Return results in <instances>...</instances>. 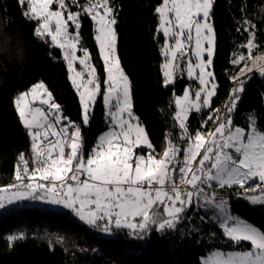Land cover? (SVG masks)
Wrapping results in <instances>:
<instances>
[{"label": "snow or ice", "instance_id": "1", "mask_svg": "<svg viewBox=\"0 0 264 264\" xmlns=\"http://www.w3.org/2000/svg\"><path fill=\"white\" fill-rule=\"evenodd\" d=\"M18 4L26 5L25 18L38 22L34 36L42 42L50 38V45L62 50L81 114L80 123L65 116L43 81L14 99L30 138V155L18 154L15 183L0 187V209L19 200H46L103 233L127 229L140 236L153 228L176 230L189 219V210L199 207L212 212L210 218L223 236L241 249L210 251L201 264H264V230L231 214L228 201L218 198L216 191L235 188L252 205L264 206V126H258L254 111L247 114L245 126L234 124L247 83L241 77L253 69L264 77V57L251 58L254 26L248 24L245 53L237 52L231 60L233 66H242L229 77L232 87L226 101L213 108L219 88L212 67L215 0H162L155 7L157 30L164 37L163 86L175 84L177 73L197 82L175 97L177 142L168 138L157 152L133 111L132 83L118 53V9L113 0H18ZM82 17L94 24L103 91L91 52L82 44ZM98 99L107 110V130L86 153L81 125L90 124ZM205 109L210 112L200 127L209 121L214 127L190 130V116ZM141 148L146 154H137ZM23 238L21 234L7 239Z\"/></svg>", "mask_w": 264, "mask_h": 264}, {"label": "trees", "instance_id": "2", "mask_svg": "<svg viewBox=\"0 0 264 264\" xmlns=\"http://www.w3.org/2000/svg\"><path fill=\"white\" fill-rule=\"evenodd\" d=\"M161 2L113 0L118 9V53L132 83L133 110L157 152L164 149L168 138L178 140L180 130L174 119L177 111L174 100L190 83L189 79L178 75L175 84L163 86L160 49L164 37L158 33L155 12ZM24 10L26 5L22 7L18 0H0V18L7 17L10 21L0 34V48L7 47L12 54L0 55V186L14 181L18 154L30 155V138L14 107V99L19 94L43 81L64 115L80 123L81 106L68 78L62 50L51 46L49 40L42 42L34 36L38 22L25 18ZM75 10L78 9L73 8ZM212 22L216 31L212 67L219 85L213 99V108H216L226 101L232 87L229 77L236 74V66L231 60L235 53L245 52L249 23L254 26V52L264 50V0H215ZM81 36L83 46L91 52L103 91V63L93 38L94 24L88 18L82 17ZM20 38L26 53L22 64L16 60ZM243 78L247 83L234 124L246 125L247 114L254 111L258 125L264 126V77L253 70ZM106 111L102 100L98 99L90 124L81 125L86 151L107 129ZM209 112L193 113L188 121L190 130L207 131L214 127L211 121L207 127H200ZM180 143L183 147V142ZM139 150L145 153L144 149ZM231 193L235 196L231 212L264 230V206L252 205L237 190ZM203 215V209H190L189 219L176 230L159 232L153 228L148 235L137 236L127 229H113L114 236L107 237L69 210L15 205L0 212V264H201V257L214 249L240 248L230 244L219 228L203 226ZM181 231L187 236H182ZM21 234L24 238L15 242L7 239Z\"/></svg>", "mask_w": 264, "mask_h": 264}, {"label": "rangeland", "instance_id": "3", "mask_svg": "<svg viewBox=\"0 0 264 264\" xmlns=\"http://www.w3.org/2000/svg\"><path fill=\"white\" fill-rule=\"evenodd\" d=\"M55 5L53 6V8L55 9ZM70 31H74V29L70 26V29H69ZM159 33V32H158ZM159 34H161V33H159ZM47 40H49L50 41V38H47ZM163 44H164V42L161 44V48L163 47ZM207 46V45H206ZM255 49H256V42L254 41V46H253V49H252V53H251V58H255V57H258V56H260V57H264V50H260V51H258V52H254L255 51ZM89 50V49H88ZM243 53H245V52H243ZM242 53V54H243ZM77 55H82V53L81 52H78L77 53ZM215 56V55H214ZM163 60H164V57H163ZM213 60H214V58H213ZM92 63L94 64V62H93V60H92ZM163 63V62H162ZM95 65V64H94ZM250 66V65H249ZM81 66L79 65V64H77V68L79 69ZM184 68V65L183 64H181V69H183ZM254 70V69H253ZM252 70V71H253ZM98 71V70H97ZM252 71H246L245 72V74H244V76L246 75V74H249L250 72H252ZM181 76V77H186L187 78V75H186V73L184 74V75H180L179 73H177V76ZM244 76H242L241 78H243ZM188 79V78H187ZM190 80V79H189ZM196 84H197V82H195V81H193V80H190V83L186 86V88L185 89H187V88H189V87H191V88H195L196 87ZM180 95H182V94H180ZM176 96H178V95H176ZM132 100H133V98H132ZM207 110H209V109H205L204 111H207ZM134 111V110H133ZM135 113V112H134ZM64 114V113H63ZM135 115L137 116V114L135 113ZM138 117V116H137ZM142 124V123H141ZM257 124H258V120H257ZM143 125V124H142ZM144 126V125H143ZM240 126H245V125H240ZM259 126V125H258ZM145 127V126H144ZM107 130V129H106ZM105 130V131H106ZM82 135H83V132H82ZM84 137V136H83ZM142 149V148H141ZM85 150H86V146H85ZM86 153H87V151H86ZM137 154H145V153H143L141 150H139V149H137ZM237 190V189H236ZM15 191V190H14ZM241 196L242 197H244L242 194H241ZM20 201V200H19ZM19 201H16L17 202V205L16 206H19V208L21 207V208H24V207H36V206H41V207H44V208H53V209H56V210H68V209H65L63 206H61V205H53V204H50V203H48L46 200H38V199H36V200H33V199H28V203L27 204H24V200H23V203H18ZM10 207H7L6 208V210L7 209H9ZM4 211L3 209H0V211ZM1 211V212H2ZM70 211V210H69ZM203 211H204V215H203V221H202V223H203V226H205V227H207V226H210V227H217V228H219V224L217 223V222H215V221H212L211 220V215H212V212H206L204 209H203ZM71 212V211H70ZM230 212H231V207H230ZM72 213V212H71ZM72 214H74V213H72ZM231 214H233L232 212H231ZM234 215V214H233ZM237 216V215H236ZM239 217V216H238ZM78 218V217H77ZM243 219V218H242ZM245 220V219H244ZM246 222H248V223H251V222H249V221H247V220H245ZM252 224V223H251ZM254 225V224H253ZM255 226V225H254ZM257 227V226H256ZM96 229V228H95ZM191 229H193V228H191ZM194 229H195V227H194ZM220 229V228H219ZM101 235H103V236H107V237H112V236H114L113 235V233H112V231L110 232V233H103V232H101L99 229H96ZM221 231H222V229H220ZM182 236H184V237H186L187 235L185 234V231H181V232H179ZM213 234V232H211V235ZM213 236V235H212ZM203 238V237H202ZM217 249H219V248H217ZM214 250H216V249H214ZM220 250H241L240 248H232V249H220ZM213 251V250H212ZM208 254V253H207ZM206 256V255H205ZM204 257V256H203ZM202 258V257H201Z\"/></svg>", "mask_w": 264, "mask_h": 264}, {"label": "clouds", "instance_id": "4", "mask_svg": "<svg viewBox=\"0 0 264 264\" xmlns=\"http://www.w3.org/2000/svg\"><path fill=\"white\" fill-rule=\"evenodd\" d=\"M7 17L0 18V34L3 33L4 27L7 25ZM0 55H9L12 54L9 52L7 47L0 48ZM26 57V53L24 52V44L22 38L19 39V47L17 48L16 60L18 63H23V60Z\"/></svg>", "mask_w": 264, "mask_h": 264}, {"label": "built area", "instance_id": "5", "mask_svg": "<svg viewBox=\"0 0 264 264\" xmlns=\"http://www.w3.org/2000/svg\"><path fill=\"white\" fill-rule=\"evenodd\" d=\"M12 183H15V180ZM216 191L219 193V197L218 198L222 197L223 199L227 200L229 205H230V207H231L233 201L235 200V196L231 192L232 191H236V189L235 188H227V189H219V188H217ZM199 209H201V208L195 207V208H193V211H198Z\"/></svg>", "mask_w": 264, "mask_h": 264}, {"label": "crops", "instance_id": "6", "mask_svg": "<svg viewBox=\"0 0 264 264\" xmlns=\"http://www.w3.org/2000/svg\"><path fill=\"white\" fill-rule=\"evenodd\" d=\"M237 66H240V65H237ZM237 66H236V68H235V69H236V74L239 72V69H240V68H238ZM241 66H242V65H241ZM241 66H240V67H241ZM254 70H255V69H254ZM5 186H7V185L0 186V187H5ZM14 190H15V189H13V191H14ZM20 202L23 203V200H20L18 203H20ZM27 203H28V199L24 200V204H27ZM15 205H17V202H16V201L13 202L12 204H8V205H6V207L3 208V210H6L7 207H13V206H15ZM1 211H2V210H1ZM1 211H0V212H1Z\"/></svg>", "mask_w": 264, "mask_h": 264}]
</instances>
